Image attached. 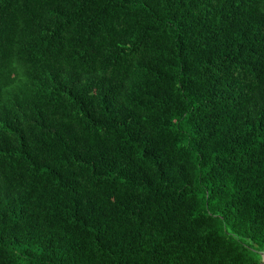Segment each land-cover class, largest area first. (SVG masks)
Returning <instances> with one entry per match:
<instances>
[{
	"label": "trees",
	"instance_id": "1",
	"mask_svg": "<svg viewBox=\"0 0 264 264\" xmlns=\"http://www.w3.org/2000/svg\"><path fill=\"white\" fill-rule=\"evenodd\" d=\"M264 0H0V264H263Z\"/></svg>",
	"mask_w": 264,
	"mask_h": 264
},
{
	"label": "water",
	"instance_id": "2",
	"mask_svg": "<svg viewBox=\"0 0 264 264\" xmlns=\"http://www.w3.org/2000/svg\"><path fill=\"white\" fill-rule=\"evenodd\" d=\"M262 256H263V264H264V252L262 253Z\"/></svg>",
	"mask_w": 264,
	"mask_h": 264
}]
</instances>
